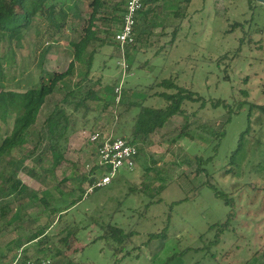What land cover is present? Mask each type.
Returning <instances> with one entry per match:
<instances>
[{
    "label": "rangeland",
    "instance_id": "rangeland-1",
    "mask_svg": "<svg viewBox=\"0 0 264 264\" xmlns=\"http://www.w3.org/2000/svg\"><path fill=\"white\" fill-rule=\"evenodd\" d=\"M91 2H63L67 21L50 42H47L46 26L40 24L38 30L31 29L25 47H18L16 41L6 44L5 50L15 54L14 61L4 63L8 90L25 92L36 86L42 75L52 78L55 73L67 71L74 60V46L88 26ZM110 2L114 4L113 0ZM257 5L252 10L248 0H192L188 7L182 5L185 11L179 19L173 15L170 4L161 1L155 16L148 22L155 25L151 35L149 25L140 19V30L147 36L137 43V51L130 52L131 62H136L132 74L127 71L125 77L119 65L122 56L113 41L114 32L121 24H113L114 30L109 34L111 41L96 54L90 79H101L103 86L123 83L124 97L138 103L147 96L153 84L169 78L180 87L196 92L207 103L201 109L200 103L185 105L188 114L198 111L191 117L189 127L195 142L185 136L177 139L174 145L162 140V136L167 140L176 139L183 127L184 118L174 117L158 132L150 148L139 144L140 154L133 172L123 170L110 185L88 193L101 174L91 171L97 163L96 146L83 133L92 132L98 126L111 132L112 116L111 111L101 114V103L92 104L96 111L87 115L76 114L78 131L71 136L66 161L56 172L45 176L43 168L52 167V162L46 160L43 168H38L39 180L19 173L22 183L29 186L36 197L26 200L19 211L18 202H13L18 217L11 223L9 218L0 219V256H7L0 264H9L20 253L35 264H41V261L51 264H264V113L260 109L250 113L251 106L246 104L239 115L232 117L220 154L212 160L219 174H198L192 155L193 147L197 144L207 146L228 119L227 111L222 107L214 108L213 101L263 103L264 6L260 7L258 2ZM111 11L107 7L99 16L111 17ZM40 19L38 17L35 22ZM178 24L181 25L174 35L173 30ZM96 28L99 41L108 37L106 26L98 23ZM249 32L251 36H248ZM163 33L168 36L160 47ZM38 36H44L43 44L49 49L42 67L35 61V54L39 55L35 47ZM174 37V44H170ZM250 37L252 41H249ZM145 39L147 41L142 42ZM243 39L245 44L240 50ZM2 51L0 46V55ZM90 51L84 55V61L77 63L73 75L48 97L42 117L48 116L57 104H62L65 94L78 82L85 90L91 88L93 82L83 81ZM148 61L145 68H139ZM226 74L230 82L225 80ZM235 88L237 98L232 99ZM242 90L248 91L247 97L241 94ZM164 91L165 88L154 86L151 94ZM145 105L161 108L166 101L157 94ZM124 136L128 137L127 134ZM240 141L242 152L231 159L228 152L235 150ZM30 148H21L4 158L0 171L3 172L10 161H24L26 167L33 168L37 154H30ZM209 156H212L210 152L208 155L203 153L205 159ZM78 177L88 178L83 185L85 199L58 217L51 205L60 200L57 187L62 180H70L64 190L69 196L71 190H75L77 198L81 195ZM168 179L172 180V185L159 193V186ZM209 179L217 189L233 194L231 197L237 200L233 208L236 217L227 226L221 224L227 221L230 208L214 197L213 189L206 188ZM247 183L260 191L255 192L247 187ZM196 189L200 194L195 193ZM153 194L155 201L160 198L161 201L151 203ZM186 198L189 199L175 203ZM13 199L14 196L9 197V200ZM108 223L124 228L127 233L133 232L131 241L122 247V254L116 252L117 245L108 241L94 243L102 236V226ZM41 228L46 229L47 239L26 244L27 238ZM161 233H166L165 240L163 235L150 241L152 234ZM174 255L175 259H172Z\"/></svg>",
    "mask_w": 264,
    "mask_h": 264
},
{
    "label": "trees",
    "instance_id": "trees-1",
    "mask_svg": "<svg viewBox=\"0 0 264 264\" xmlns=\"http://www.w3.org/2000/svg\"><path fill=\"white\" fill-rule=\"evenodd\" d=\"M76 0H0V46L2 47V53L0 55V165L4 158L12 156L15 151L30 147V154L36 155L34 167L28 168L25 166L24 161H10L3 172L0 171V197L2 201L0 203V219L9 218V223L14 221L18 216L13 209V202L17 203V210L23 208V203L27 200H31L36 197V193L33 192L29 186L22 183L19 178V173L23 172L33 179L39 180L38 168H43L42 164L44 161L49 160L52 162L51 168H43V173L47 176L50 173H55L57 168L66 161V153L69 149L70 138L73 134L78 131L79 121L76 118V114L83 112V116L89 114L92 111H96V108L92 106L94 103H101V114H106L111 111L112 122L110 125L111 133L115 137H121L126 139L132 145L137 148V155L140 154L139 144H143L144 147L150 148L158 135V132L162 130L165 125L174 117L182 116L184 118L183 127L180 132L176 135V139L167 140L165 136H162V140L171 142L172 145L176 144L177 139L182 137H188L187 139L192 143L195 142L192 134L189 132L190 120L194 114H188L185 105L187 103H200L199 109L206 105V101L202 96H197L196 92L182 88L177 84L174 79H164L160 83L153 84L150 90L147 91V96L142 99L139 103L134 101L132 98L124 97L122 95L120 103H116L115 89L119 86V82L113 85L103 86L102 80L93 81L90 79L91 72L94 67V60L96 54L99 53L101 47H106L110 43L109 34L114 30L113 24L119 23L122 25L124 13L129 0H113L114 4L111 5L110 0H92L90 6L91 14L88 21V26L84 28V36L74 46V60L70 63L67 71L63 73H55L52 78L41 76L36 86L28 89L25 92H18L16 90L7 89V76L6 68L4 63L7 61H14L15 54L5 50L7 43L12 44L16 41L18 47H25L24 42L31 37V29L38 30L41 26H46L47 42L52 41L64 28L67 21V14L63 10V2L72 3ZM85 1V0H80ZM161 1H166L170 4L171 11L175 18H181V15L185 11L182 5L185 4L188 7L192 0H144L143 9L138 14V24L136 26V40L135 43L127 47L126 60L129 64L128 72L132 74V69L135 64V60H132L130 55L131 51H137V43L146 37L145 33L140 30V19L143 20V24L149 22L152 16H155V10ZM252 10L257 7V1L248 0ZM260 3V7H263L264 3ZM109 5V6H108ZM111 8L110 16H99L105 8ZM41 17L38 23L35 20ZM101 23L106 26L107 38L98 40V28L97 24ZM120 25V27H121ZM181 24L175 26L173 33L176 35L177 28ZM239 25V24H236ZM120 27L114 32L115 34L119 31ZM143 27V26H142ZM155 25H149V35L152 34V29ZM261 31V30H260ZM259 31V32H260ZM114 34V36H115ZM250 32L248 33L249 36ZM45 36V33H44ZM44 36H38L36 41V52L39 51V55L35 54V61L40 63L42 67L44 59L49 52V49L43 44ZM168 35L161 34L159 45L161 42L166 41ZM251 36V34H250ZM114 39V38H113ZM99 41V42H98ZM114 41V40H113ZM146 42L147 39L142 42ZM175 37L171 39L170 44H174ZM249 41H252L250 37ZM115 42V41H114ZM245 44V40H241L240 50ZM116 45V42H115ZM16 46V47H17ZM150 46H153L152 43ZM119 50V46H116ZM91 49V51H90ZM89 52V58L86 62V73L83 81L88 83L93 82L91 88L85 90L81 82H78L70 91H68L62 104H57L53 111L46 117H42V112L47 103V99L51 96L56 87L64 82L68 77L72 76L76 70L77 63L84 61V55ZM138 54V52H136ZM136 57V56H135ZM134 57V59H135ZM41 60V61H40ZM135 61V62H134ZM149 64L145 62L139 66L140 69L145 68ZM225 80L230 82L231 79L226 74ZM247 80L245 81V83ZM157 86L165 88L166 91L161 93L151 94L153 87ZM127 87V86H126ZM175 91L169 93V91ZM238 90L235 88L231 98H237ZM159 95L160 98L165 99L166 105L161 108L154 106H147L145 102L149 96ZM241 94L245 97L248 96V91L242 90ZM261 97L263 103L249 104L247 100L242 102L236 100L235 102L229 103V100L218 99L213 101L214 108L222 107L227 111L228 119L225 122L221 131L214 134V137L207 146L201 144L195 145L193 157L197 164L198 174L210 175L219 174L220 171L216 170L215 161L216 157L220 154V148L223 139L226 137V127L232 120V117L239 115L245 108L246 104L250 105V113L255 109H260L264 113V81L261 86ZM231 99V100H232ZM72 110V112H69ZM137 111L136 113L134 111ZM135 113V115H134ZM126 126L128 128H126ZM129 132L126 131V129ZM103 129V126H98L94 130ZM128 135L124 136V135ZM243 136V135H242ZM242 141V139H241ZM240 141L237 148L233 151H229L231 159H235L236 154L239 155L242 152L243 144ZM208 152L212 154L207 159L203 157V153L208 155ZM227 155V157H229ZM97 156V163L92 168V172L95 173L100 171L101 176L109 171L108 168L101 166L99 163V157ZM215 157V158H214ZM39 166V167H38ZM128 171V170H126ZM133 171H128L131 173ZM95 179V178H94ZM117 179V178H116ZM115 179V180H116ZM88 180L87 177H78V192L80 196L76 198V191L71 190L70 198L64 190L70 180L64 179L57 187L60 200H57L53 204V213L58 217H62L68 213L72 208L79 205L83 199H85V191L83 190L84 183ZM98 180V179H97ZM93 182V180H90ZM172 185V180H165L161 186H159V193L164 192L168 186ZM247 187H251L255 192H259V188L255 185L247 183ZM206 188L213 189L215 191V198L221 199L223 203L230 208L229 214L227 215V221L221 225L227 226L230 221L236 217L234 212L235 202L237 200L231 197V193L224 192L222 189H217L213 184L212 180L206 184ZM97 190V189H96ZM197 192V189L195 190ZM200 194V193H199ZM14 196L13 200H9V197ZM154 194L150 196L151 203L160 202L161 198L155 201ZM181 199L175 203H181L188 200ZM50 204V203H48ZM220 225V224H217ZM214 226V225H213ZM102 226V236L95 240L97 243L100 240L108 241L109 244L113 243L117 245L116 252L121 253L123 246L131 241L133 232L127 233L124 228H120L112 223H108L105 227ZM166 239V233L163 234H152L150 241L154 239H160L163 236ZM47 239L46 229L41 228L27 238L26 244L34 241H40ZM122 254V253H121ZM129 254V253H128ZM127 254V255H128ZM17 258L14 256L12 262ZM7 260V256H0V261L4 263ZM26 259V258H25ZM175 259V255L172 257ZM5 260V261H4ZM10 262L9 264H11Z\"/></svg>",
    "mask_w": 264,
    "mask_h": 264
},
{
    "label": "built area",
    "instance_id": "built-area-1",
    "mask_svg": "<svg viewBox=\"0 0 264 264\" xmlns=\"http://www.w3.org/2000/svg\"><path fill=\"white\" fill-rule=\"evenodd\" d=\"M144 0H129L122 25L114 36V41L119 46V52L122 61L119 62L123 76H126L129 65H127L126 54L127 47L135 43L136 26L138 24V14L143 9ZM122 62V64H121ZM116 103H120L123 95V83L115 89ZM88 141L96 146V153L99 157V163L109 169L99 181L94 184L88 193H93L96 189L104 188L110 185L123 170L134 171L137 167L136 155L137 148L121 137H115L111 132L104 130H93L84 132ZM11 264H35L32 259H25L20 253ZM41 264H51L50 261H41Z\"/></svg>",
    "mask_w": 264,
    "mask_h": 264
},
{
    "label": "water",
    "instance_id": "water-1",
    "mask_svg": "<svg viewBox=\"0 0 264 264\" xmlns=\"http://www.w3.org/2000/svg\"><path fill=\"white\" fill-rule=\"evenodd\" d=\"M253 1H257V2H262V3H264V0H253Z\"/></svg>",
    "mask_w": 264,
    "mask_h": 264
},
{
    "label": "crops",
    "instance_id": "crops-1",
    "mask_svg": "<svg viewBox=\"0 0 264 264\" xmlns=\"http://www.w3.org/2000/svg\"><path fill=\"white\" fill-rule=\"evenodd\" d=\"M151 96L148 98L150 100Z\"/></svg>",
    "mask_w": 264,
    "mask_h": 264
}]
</instances>
